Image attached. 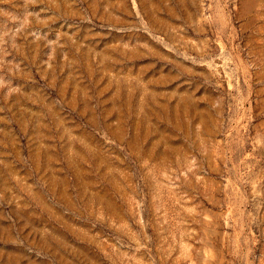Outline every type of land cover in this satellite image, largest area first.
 I'll return each mask as SVG.
<instances>
[{
	"label": "rangeland",
	"instance_id": "1",
	"mask_svg": "<svg viewBox=\"0 0 264 264\" xmlns=\"http://www.w3.org/2000/svg\"><path fill=\"white\" fill-rule=\"evenodd\" d=\"M0 264H264V0H0Z\"/></svg>",
	"mask_w": 264,
	"mask_h": 264
}]
</instances>
